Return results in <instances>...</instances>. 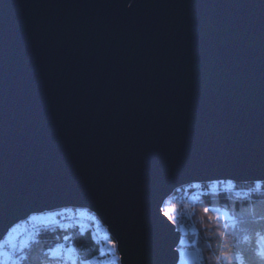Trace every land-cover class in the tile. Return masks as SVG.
Segmentation results:
<instances>
[{
    "label": "water",
    "instance_id": "obj_1",
    "mask_svg": "<svg viewBox=\"0 0 264 264\" xmlns=\"http://www.w3.org/2000/svg\"><path fill=\"white\" fill-rule=\"evenodd\" d=\"M264 178V0H0V239L85 208L120 264H177L161 205Z\"/></svg>",
    "mask_w": 264,
    "mask_h": 264
},
{
    "label": "trees",
    "instance_id": "obj_2",
    "mask_svg": "<svg viewBox=\"0 0 264 264\" xmlns=\"http://www.w3.org/2000/svg\"><path fill=\"white\" fill-rule=\"evenodd\" d=\"M254 187V182L231 180L192 182L176 187L167 196L182 202L192 198L196 225L192 238L201 254L200 264H238L237 255L242 256L245 264H256L257 253L264 251V240L261 239L264 236V189L253 191ZM205 209L224 215L210 216ZM57 213V220L44 225L34 224L24 231L22 238L25 237V241L13 259L27 255L24 264H40L41 261L47 264L45 253L61 246L65 260H71L67 249L74 248L90 263L120 264L116 249L113 252L116 260H113L106 238L96 225L102 224L93 212L85 208L62 207ZM175 227L178 228L176 223ZM183 235L190 238L193 233L180 231V239ZM65 236L69 239L65 240ZM107 239L114 241L110 235Z\"/></svg>",
    "mask_w": 264,
    "mask_h": 264
},
{
    "label": "rangeland",
    "instance_id": "obj_3",
    "mask_svg": "<svg viewBox=\"0 0 264 264\" xmlns=\"http://www.w3.org/2000/svg\"><path fill=\"white\" fill-rule=\"evenodd\" d=\"M166 198L167 196L165 197L161 205L162 211L164 213L167 212L169 215L174 217V219L171 221L174 224L176 223V226H178V228L176 227L177 230H180L181 232H183V234L184 233L190 234V232L193 233V235H189L190 238H188L187 235H183V237L180 239L179 241L180 244L177 246L178 256H179L177 264H196L197 262L200 263V259L198 260V257L196 256V252H195V250L197 249L196 243L195 240L193 241L192 238L194 236V232L196 228L194 222L195 221L194 216L192 214L194 209L192 198L189 199V202L187 201L182 202V201L174 200L172 198H167V199ZM206 213L207 215L210 216L212 215V216L223 217L222 215H224L222 212L216 210H214L213 212L207 211ZM57 216H58L57 209L31 213L28 217H26L25 220H21L9 228V230L14 228L15 231L12 232L10 238H7L6 242L15 245L14 251L16 253V251H18L22 243L25 241V237L22 238V236L24 235L23 234L24 231L28 230L34 224L44 225L53 222L57 220L56 219ZM96 225L98 229L101 231L102 235L106 238V243L110 249V252H112L113 254V260H116V257L114 256L115 250H111L109 245V240L107 239V235L109 236V233L105 225L102 224L103 227L99 226L97 223ZM8 231L5 233L2 239L6 237ZM236 260L238 264H245L243 262L242 256L240 255L236 256ZM9 263H10L9 261L5 262V264H9ZM90 264H94V263H90ZM105 264H108L107 261L105 262Z\"/></svg>",
    "mask_w": 264,
    "mask_h": 264
},
{
    "label": "snow or ice",
    "instance_id": "obj_4",
    "mask_svg": "<svg viewBox=\"0 0 264 264\" xmlns=\"http://www.w3.org/2000/svg\"><path fill=\"white\" fill-rule=\"evenodd\" d=\"M255 187L253 191H259L264 189V178H259L254 181ZM207 212L208 209H205ZM164 215L169 219L173 220L174 217L169 215L167 212ZM15 229H10L6 234L4 239H0V264H5L6 261H9L10 264H24V261L28 259L27 255H22L17 257V259H13V256L16 255L14 249V244H9L6 242L7 238H10L12 232ZM39 235V234H38ZM260 236V233H257ZM65 240L69 239V237L65 236ZM261 239L264 240V236H261ZM38 242V241H36ZM109 245L111 250H115L117 248V244L114 241L109 240ZM30 247V245H29ZM67 254L71 257V260H65L61 251V246H58L57 249H50L49 252L45 253L47 264H90L89 260L86 258H81L77 254V250L74 248L67 249ZM258 260L256 264H264V251L257 253ZM40 264H45L44 261H41Z\"/></svg>",
    "mask_w": 264,
    "mask_h": 264
},
{
    "label": "built area",
    "instance_id": "obj_5",
    "mask_svg": "<svg viewBox=\"0 0 264 264\" xmlns=\"http://www.w3.org/2000/svg\"><path fill=\"white\" fill-rule=\"evenodd\" d=\"M196 248H197V246H196ZM195 252H196V256L198 257V260H199L201 258V254H200V251L198 250V248L195 250ZM196 264H200V263L197 262Z\"/></svg>",
    "mask_w": 264,
    "mask_h": 264
}]
</instances>
